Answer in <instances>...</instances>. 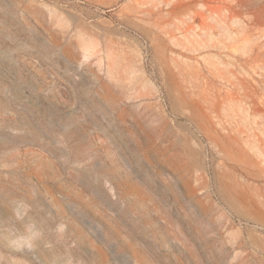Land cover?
I'll return each mask as SVG.
<instances>
[{"label":"rangeland","instance_id":"obj_1","mask_svg":"<svg viewBox=\"0 0 264 264\" xmlns=\"http://www.w3.org/2000/svg\"><path fill=\"white\" fill-rule=\"evenodd\" d=\"M0 264H264V0H0Z\"/></svg>","mask_w":264,"mask_h":264}]
</instances>
